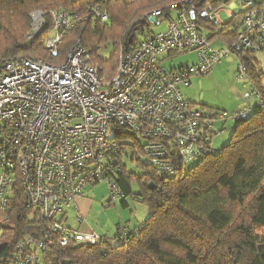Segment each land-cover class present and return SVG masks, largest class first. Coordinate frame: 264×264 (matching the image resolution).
<instances>
[{
  "label": "built area",
  "instance_id": "built-area-1",
  "mask_svg": "<svg viewBox=\"0 0 264 264\" xmlns=\"http://www.w3.org/2000/svg\"><path fill=\"white\" fill-rule=\"evenodd\" d=\"M167 3L143 13L145 28L138 26L129 45L119 48L110 79L100 77L80 40L61 60L63 39L87 18L65 11L53 14V35L46 42L55 64L18 56L0 66V245L19 198L45 227L42 235L16 244L13 264H41L55 242L67 248L107 240L81 230L84 218L76 201L100 183L109 186V205L122 198L117 178L126 149L135 146L159 178H171L177 173L175 160L186 166L218 153L212 145L215 121L240 124L255 107L264 109L245 61L264 53V0H235L227 23L219 16L220 0L203 8L189 0ZM92 19L110 21L99 8ZM45 27L43 21L28 39ZM208 30L213 31L210 37ZM221 33H227L221 37L228 43L217 49L211 40ZM107 51L105 46L99 49L100 55ZM189 54L197 55L194 64L166 67L165 62ZM231 56L239 59L236 80L244 82L245 96L254 106L228 117L195 108L181 86H189L192 77L211 74ZM71 210L78 228L69 225Z\"/></svg>",
  "mask_w": 264,
  "mask_h": 264
},
{
  "label": "trees",
  "instance_id": "trees-1",
  "mask_svg": "<svg viewBox=\"0 0 264 264\" xmlns=\"http://www.w3.org/2000/svg\"><path fill=\"white\" fill-rule=\"evenodd\" d=\"M176 1L182 0H0V8L27 18L36 9L88 11L86 20L63 39L61 60L80 40L100 77L110 79L117 69L118 49L129 45L138 26L145 28L143 13ZM189 1L203 8L219 0ZM98 8L108 13L110 25L93 21ZM30 27L28 18L20 34L12 36L0 51V66L21 55L56 63L46 50L50 23L35 39L28 36L25 40ZM105 44L113 46L110 58L100 55L99 49ZM245 61L249 77L264 98L262 67L255 59ZM192 163L188 167L175 160L176 176L165 179L159 178L149 163L139 178L142 190L136 196L150 210L142 225L131 229L119 224L114 238L102 236L107 240L96 246L63 248L55 242L41 264H264V109L255 107L235 126L229 145ZM131 180L123 163L117 178L123 208L128 207L126 199L132 196ZM32 215L21 198L13 202L11 223L4 229L5 241L0 245V264H13L11 254L25 237L44 233L42 222Z\"/></svg>",
  "mask_w": 264,
  "mask_h": 264
},
{
  "label": "rangeland",
  "instance_id": "rangeland-1",
  "mask_svg": "<svg viewBox=\"0 0 264 264\" xmlns=\"http://www.w3.org/2000/svg\"><path fill=\"white\" fill-rule=\"evenodd\" d=\"M43 1L49 3L53 0ZM234 1L235 0H220L222 12L219 16L224 23H227L229 20L227 12L231 10ZM58 11L65 10H57V8L54 7L49 11L43 9L32 11L28 16L31 21V27L25 34V40H27V37L32 30L39 27L43 21L50 23L51 28L53 29V14ZM41 13H46L48 15L41 17L38 15ZM68 13H78L80 18L83 19L89 12L84 10L79 11L78 9L74 12ZM28 18L27 15L20 16L19 13L11 14L10 12L5 11L4 7L0 8V51L11 42L10 39L13 38L12 36L20 34V31L26 25ZM107 24L110 25V21L107 22ZM230 30L231 29H228L227 33L230 32ZM206 33L210 37L213 34V31L208 30ZM52 35L53 31L51 32V36ZM227 43V39L221 36L211 40V44L217 49L226 47ZM104 46L108 51L107 53L101 52V54L105 58H110L113 46L111 44H105ZM1 58L2 57H0V59ZM196 60V54H189L177 57L173 61L165 62V65L167 68L173 69L189 64L192 65ZM257 61L262 66L264 72V53L257 56ZM238 63L239 59L231 56L224 59L223 63L216 67L211 74L207 76L192 77L189 86H181V92L184 98L192 102L195 108L205 109L215 114H226L227 117L244 109L247 105L254 106V102L249 101L245 96L247 88L244 87V82L236 80ZM236 125L237 124L232 120L215 121L212 130L214 133L212 142L214 149L222 150L229 145ZM137 152V149H126L122 159L124 165L127 167L128 175H131L132 177V196H129L126 199L128 207H122L123 199H118L115 203L109 205L110 189L106 183H100L93 188L90 187L86 190V205L81 207L82 209L84 207L83 214L85 217L84 224L80 227L81 230L93 231L99 236L114 238L119 224L135 229L150 217V210L148 207L136 197L142 190L139 178L143 176L145 166L149 165V161L141 153L137 154ZM192 165L193 163L189 164L188 167H191ZM69 219V225H71V227H79L75 222V216L73 213L69 214ZM1 235L2 233L0 231V236Z\"/></svg>",
  "mask_w": 264,
  "mask_h": 264
},
{
  "label": "crops",
  "instance_id": "crops-1",
  "mask_svg": "<svg viewBox=\"0 0 264 264\" xmlns=\"http://www.w3.org/2000/svg\"><path fill=\"white\" fill-rule=\"evenodd\" d=\"M94 187V186H93ZM92 187V188H93ZM88 188H90V187H88ZM87 188V189H88ZM86 189V190H87ZM87 200V198H86V191H85V197L84 198H81V199H78L77 201H76V205L78 206V209H79V211H80V214L83 216V218H85L84 217V214H83V210H84V207H83V209L81 208L82 206H85L86 205V201ZM70 213H73V215L75 216V218H76V213L73 211V210H71L69 213H68V217H69V214ZM70 220V219H69ZM85 220V219H84ZM84 224V223H83Z\"/></svg>",
  "mask_w": 264,
  "mask_h": 264
},
{
  "label": "water",
  "instance_id": "water-1",
  "mask_svg": "<svg viewBox=\"0 0 264 264\" xmlns=\"http://www.w3.org/2000/svg\"><path fill=\"white\" fill-rule=\"evenodd\" d=\"M152 190L155 189L154 187L151 188Z\"/></svg>",
  "mask_w": 264,
  "mask_h": 264
}]
</instances>
